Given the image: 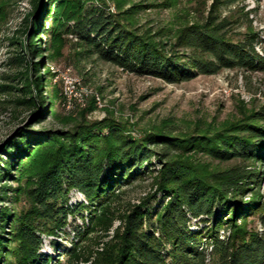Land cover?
Returning <instances> with one entry per match:
<instances>
[{"label":"trees","instance_id":"16d2710c","mask_svg":"<svg viewBox=\"0 0 264 264\" xmlns=\"http://www.w3.org/2000/svg\"><path fill=\"white\" fill-rule=\"evenodd\" d=\"M10 1L0 0V33ZM31 2L19 34L6 36L15 46L8 63L18 85L2 83L0 91L9 93L4 100L13 109L27 105L38 110L35 121L51 115L64 126L24 125L2 148L0 264H49L40 251L43 235H58L76 213L84 221L66 250L71 264H264L263 178L258 168L243 165L264 161V107L214 134L160 129L134 138L111 116L87 119L98 106L94 94L77 105V114L59 112L62 79L53 81L58 71L50 64L64 56L66 35L73 34L84 47L79 53L169 82L224 68L264 71L254 32L234 39L228 22L214 14L184 27L169 47L122 23L105 0ZM42 33L48 34L45 49ZM10 89L20 94L12 97ZM194 151L238 162L213 167L194 160ZM148 176L138 201L123 203L124 187ZM73 189L84 200L69 204ZM253 217L260 229L247 226ZM91 233L98 234L96 248L85 251Z\"/></svg>","mask_w":264,"mask_h":264},{"label":"rangeland","instance_id":"374dc122","mask_svg":"<svg viewBox=\"0 0 264 264\" xmlns=\"http://www.w3.org/2000/svg\"><path fill=\"white\" fill-rule=\"evenodd\" d=\"M105 1L106 10L117 14L116 18L122 23L129 24L140 32L146 31L155 39L164 40L169 47L177 43L178 34L184 27L192 23H204L216 14L218 21L223 19L228 22L226 29L234 39L254 32L258 37L257 49L264 53V0ZM32 8L31 0L10 1L0 33V84L18 85L13 79L16 68L8 63L10 52L15 46L6 36L19 34L17 30L22 19ZM66 37L64 56L59 61L50 63L58 71L53 81L62 79L64 74L71 77L68 83L62 79L64 101L57 106L59 112L72 110L75 113L77 105L94 94L98 106L87 114L88 120L111 116L127 126L128 130L125 129V132L134 138H141L147 132L160 129H172L175 134H214L231 123L246 121L250 112L264 107V71L224 68L214 74H200L189 80L169 82L156 75L124 70L95 54L79 53L84 47L79 44L77 37L73 34H67ZM47 39L48 34L42 33L43 49L46 48ZM175 49L182 51L185 48L175 46ZM37 59L38 57L34 58ZM10 91L12 97L20 94L15 89ZM70 95L71 106L67 103ZM7 96L9 93L0 91V153L7 140L24 125L30 124V130L64 126L51 115L35 121L38 110L27 105L13 109L4 100ZM192 154L194 160L213 167L230 166L238 162H218L202 151H194ZM0 156L3 159L6 157L4 154ZM243 165L259 169L263 178L260 192L264 195V161H246ZM150 181L148 176L125 186L123 203L138 201L139 196L148 190ZM11 184H16V181H11ZM251 195L247 193L244 200L250 199ZM80 200H84L83 194L76 189L71 190L69 204ZM83 221L78 213L69 214L68 224L58 235H43L40 251L49 256V264H71L66 257V250L71 241L78 238L77 232L82 229ZM247 226L260 229L261 223L257 217H253ZM86 238L91 239L85 241V251L94 250L98 234L91 233ZM78 264L90 263L80 261Z\"/></svg>","mask_w":264,"mask_h":264},{"label":"bare ground","instance_id":"6f19581e","mask_svg":"<svg viewBox=\"0 0 264 264\" xmlns=\"http://www.w3.org/2000/svg\"><path fill=\"white\" fill-rule=\"evenodd\" d=\"M66 83V82H65ZM67 83H68V81H67ZM70 84V83H69ZM72 86V85H71ZM65 90V89H64ZM68 91V90H67ZM70 92V91H69ZM72 92V91H71ZM71 94V93H70ZM69 98L67 99V103H68V105H70L71 103H72V96L70 95V96H68ZM77 99V98H76ZM79 101H82L81 99L79 100ZM82 104H84V102H82ZM71 106V105H70Z\"/></svg>","mask_w":264,"mask_h":264},{"label":"built area","instance_id":"2783aa9c","mask_svg":"<svg viewBox=\"0 0 264 264\" xmlns=\"http://www.w3.org/2000/svg\"><path fill=\"white\" fill-rule=\"evenodd\" d=\"M62 79H63L64 82H67V81H70L71 80V77H67V75L64 74L62 76Z\"/></svg>","mask_w":264,"mask_h":264}]
</instances>
